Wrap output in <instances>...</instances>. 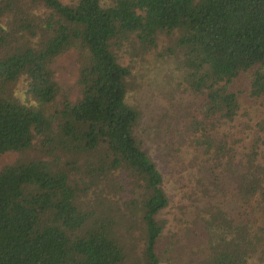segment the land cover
Masks as SVG:
<instances>
[{"label": "trees", "instance_id": "trees-1", "mask_svg": "<svg viewBox=\"0 0 264 264\" xmlns=\"http://www.w3.org/2000/svg\"><path fill=\"white\" fill-rule=\"evenodd\" d=\"M160 34L198 100L180 141L205 199L202 240L182 264H264V0H0V158L20 156L0 166V264H122L134 228L132 264H161L170 197L135 135L132 69L117 54L125 42L150 50ZM69 50L80 61L74 99L50 66ZM243 73L248 104L231 88ZM22 77L31 105L12 95Z\"/></svg>", "mask_w": 264, "mask_h": 264}, {"label": "rangeland", "instance_id": "rangeland-1", "mask_svg": "<svg viewBox=\"0 0 264 264\" xmlns=\"http://www.w3.org/2000/svg\"><path fill=\"white\" fill-rule=\"evenodd\" d=\"M61 1L68 3L73 0ZM172 46L169 37L160 34L157 45L150 50L142 51L137 44L128 45L127 42L117 50L121 62L130 65L132 69L129 79L131 86L126 101L140 111L135 135L142 141L144 148L160 169L164 178L163 187L170 197L168 207L158 216L165 221L161 239L163 243L159 248L161 264H182L192 259L195 245L202 240V231L197 226L200 224L197 215L198 208H201L205 202L202 195H197L200 187L197 182L199 173L193 166L192 155L186 153L190 147L180 141L184 131L182 123L185 114L197 107L198 100L190 93L183 81L182 71L177 65V54L175 51L170 52L172 51L170 49L167 51V48ZM50 66L59 85V92L66 93L74 99L80 67L77 52L69 50L57 56ZM248 83L249 74L243 73L231 85L233 90L242 92V99L246 104L249 103L246 95ZM11 90L12 95L21 102L30 105L34 103L26 93V81L23 77L12 85ZM179 151L185 154L182 159H174L170 156V152ZM29 155L31 153L27 154ZM19 157L17 153H7L0 158V166L13 163ZM204 174L208 179L206 172ZM209 194L226 210L235 208V203L230 201L228 195L221 192L216 194V191H209ZM103 195L119 202L128 199L124 192ZM82 199L87 203L93 199V194L89 193ZM138 236L139 230L134 228L132 237L126 238V242L121 243L129 255L127 257L132 258L122 264H132L135 258L138 260L141 258L142 242L137 239Z\"/></svg>", "mask_w": 264, "mask_h": 264}]
</instances>
